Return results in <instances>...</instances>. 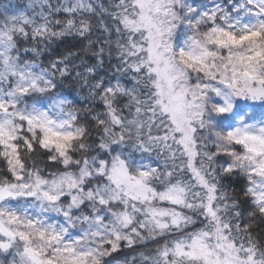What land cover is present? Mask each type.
I'll return each mask as SVG.
<instances>
[{
	"label": "snow or ice",
	"instance_id": "snow-or-ice-1",
	"mask_svg": "<svg viewBox=\"0 0 264 264\" xmlns=\"http://www.w3.org/2000/svg\"><path fill=\"white\" fill-rule=\"evenodd\" d=\"M0 264H264V0H0Z\"/></svg>",
	"mask_w": 264,
	"mask_h": 264
}]
</instances>
